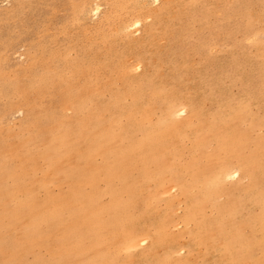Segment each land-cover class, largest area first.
<instances>
[{
	"label": "rangeland",
	"instance_id": "374dc122",
	"mask_svg": "<svg viewBox=\"0 0 264 264\" xmlns=\"http://www.w3.org/2000/svg\"><path fill=\"white\" fill-rule=\"evenodd\" d=\"M0 264H264V0H0Z\"/></svg>",
	"mask_w": 264,
	"mask_h": 264
}]
</instances>
